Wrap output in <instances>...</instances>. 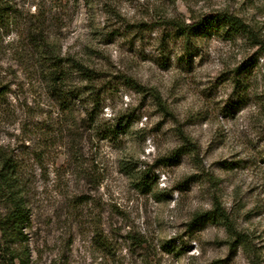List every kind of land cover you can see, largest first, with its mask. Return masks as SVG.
<instances>
[{
  "label": "rangeland",
  "instance_id": "rangeland-1",
  "mask_svg": "<svg viewBox=\"0 0 264 264\" xmlns=\"http://www.w3.org/2000/svg\"><path fill=\"white\" fill-rule=\"evenodd\" d=\"M0 2V158L30 216L11 249L27 264H264V0ZM215 13L247 34L172 37Z\"/></svg>",
  "mask_w": 264,
  "mask_h": 264
},
{
  "label": "trees",
  "instance_id": "trees-1",
  "mask_svg": "<svg viewBox=\"0 0 264 264\" xmlns=\"http://www.w3.org/2000/svg\"><path fill=\"white\" fill-rule=\"evenodd\" d=\"M61 1V0H60ZM63 1V0H62ZM96 0H84L85 5L92 6ZM12 9L10 6H2L0 2V18L3 13L9 14ZM173 29L172 37L181 39L187 43L190 39L208 37L213 33H218L226 37H241L246 35L248 30L247 26L236 16L226 13H215L204 15L200 17L195 24L180 25L179 22H171ZM32 36L36 35L35 31L30 29ZM35 33V34H32ZM77 72L83 76V79L90 81L92 76L91 72L83 69L78 64L76 67ZM56 75H51L49 79V89L52 95L56 98L60 107L66 106L65 110H70V104L65 97V94L72 93L66 90V76L59 73L57 68ZM52 71V72H53ZM4 95L3 87H0V96ZM81 93L76 92L73 98H78ZM125 124H120L119 121L109 127H98L100 137L105 138L113 137L118 134L120 129H123ZM178 154V149L171 153L169 160L174 159ZM23 187L20 183L18 168L11 159L0 158V264H27L28 255L20 252L19 250L11 249V244L17 243L21 245L25 242V235L23 227L30 221L29 212L24 200ZM198 219V218H196ZM202 219V218H200Z\"/></svg>",
  "mask_w": 264,
  "mask_h": 264
}]
</instances>
